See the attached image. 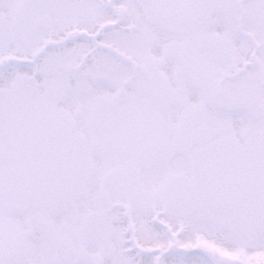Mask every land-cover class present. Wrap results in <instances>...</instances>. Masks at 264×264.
<instances>
[{"label": "snow or ice", "instance_id": "1", "mask_svg": "<svg viewBox=\"0 0 264 264\" xmlns=\"http://www.w3.org/2000/svg\"><path fill=\"white\" fill-rule=\"evenodd\" d=\"M0 264H264V0H0Z\"/></svg>", "mask_w": 264, "mask_h": 264}]
</instances>
